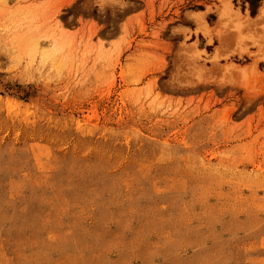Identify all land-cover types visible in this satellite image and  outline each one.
<instances>
[{"label":"rangeland","instance_id":"rangeland-1","mask_svg":"<svg viewBox=\"0 0 264 264\" xmlns=\"http://www.w3.org/2000/svg\"><path fill=\"white\" fill-rule=\"evenodd\" d=\"M262 1L0 0V264H264Z\"/></svg>","mask_w":264,"mask_h":264},{"label":"bare ground","instance_id":"bare-ground-1","mask_svg":"<svg viewBox=\"0 0 264 264\" xmlns=\"http://www.w3.org/2000/svg\"><path fill=\"white\" fill-rule=\"evenodd\" d=\"M225 17H227V19H228V17L229 18H232V19H234V17H237L238 18V14H234L233 13V11H232V9L230 8V6L229 5H226V6H224V8L222 9V14H221V17H220V20L218 21V25L219 24H222L224 21V18ZM262 18H264V0H263V4H262V6L260 7V9H259V13H258V15L256 16V19L255 20H260V19H262ZM254 19H251V18H248V20L245 22V24L246 23H248V24H250V22L251 21H253V23L254 22H256ZM258 22V21H257ZM256 22V24H258V23H262V22H258L257 23ZM233 23L235 24V26H234V30H236V31H239V28H241L242 27V25H243V23H241L240 21H238V20H236V21H233ZM248 24H246V25H248ZM217 25V26H218ZM245 25V26H246ZM251 25V24H250ZM254 25V24H253ZM204 26V25H203ZM249 26V25H248ZM256 26V25H255ZM205 27V30H208V28H206V25L204 26ZM204 27H202V29L204 28ZM219 27V26H218ZM218 27H216V30L218 29ZM204 30V29H203ZM202 30V31H203ZM219 31V30H218ZM205 35H209L210 33L209 32H207V31H204L203 32ZM209 33V34H208ZM54 45V44H53ZM36 51L38 50V46L36 45L35 46V48H34Z\"/></svg>","mask_w":264,"mask_h":264},{"label":"trees","instance_id":"trees-1","mask_svg":"<svg viewBox=\"0 0 264 264\" xmlns=\"http://www.w3.org/2000/svg\"><path fill=\"white\" fill-rule=\"evenodd\" d=\"M260 1H261V0H256V2H258V3H259Z\"/></svg>","mask_w":264,"mask_h":264},{"label":"crops","instance_id":"crops-1","mask_svg":"<svg viewBox=\"0 0 264 264\" xmlns=\"http://www.w3.org/2000/svg\"><path fill=\"white\" fill-rule=\"evenodd\" d=\"M262 4H263V1H262Z\"/></svg>","mask_w":264,"mask_h":264}]
</instances>
